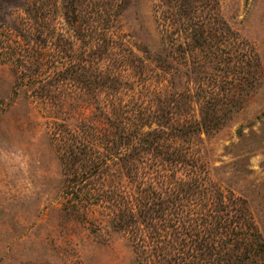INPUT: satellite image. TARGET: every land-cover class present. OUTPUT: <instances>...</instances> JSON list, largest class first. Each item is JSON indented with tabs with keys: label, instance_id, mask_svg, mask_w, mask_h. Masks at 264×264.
Listing matches in <instances>:
<instances>
[{
	"label": "rangeland",
	"instance_id": "1",
	"mask_svg": "<svg viewBox=\"0 0 264 264\" xmlns=\"http://www.w3.org/2000/svg\"><path fill=\"white\" fill-rule=\"evenodd\" d=\"M72 1L0 0V264H136L127 235L110 228L100 207L73 214L61 137L81 124L97 135L105 115L129 125L141 112L147 124L154 95L166 91L193 94L179 118L200 117L190 57L175 62L178 74L149 61L160 54L164 0ZM216 2L259 66L254 89L224 124L192 139L194 157L214 184L244 201L264 241V0ZM77 65L97 81L119 78L116 96L102 83L87 94L67 74Z\"/></svg>",
	"mask_w": 264,
	"mask_h": 264
},
{
	"label": "trees",
	"instance_id": "2",
	"mask_svg": "<svg viewBox=\"0 0 264 264\" xmlns=\"http://www.w3.org/2000/svg\"><path fill=\"white\" fill-rule=\"evenodd\" d=\"M163 2L160 54L149 61L164 74H178L175 62L190 57L199 120L179 118L193 94L166 91L154 95L147 124L141 112L129 125L118 122V114L105 115L108 126L98 136L82 124L64 133L58 154L74 198L72 212L100 207L110 228L127 235L136 264H260L264 241L244 201L210 180L192 144L200 134L218 130L243 94L254 89L258 58L247 42H236L216 0ZM85 69L77 65L67 74L90 96L99 89L93 83H102L109 98L116 96L119 78L105 75L97 81Z\"/></svg>",
	"mask_w": 264,
	"mask_h": 264
}]
</instances>
